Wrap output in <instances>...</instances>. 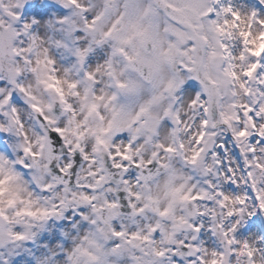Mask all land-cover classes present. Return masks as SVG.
<instances>
[{"label": "clouds", "instance_id": "1", "mask_svg": "<svg viewBox=\"0 0 264 264\" xmlns=\"http://www.w3.org/2000/svg\"><path fill=\"white\" fill-rule=\"evenodd\" d=\"M144 3L140 34L125 0H0V264L68 213L33 264H264V13Z\"/></svg>", "mask_w": 264, "mask_h": 264}, {"label": "snow or ice", "instance_id": "2", "mask_svg": "<svg viewBox=\"0 0 264 264\" xmlns=\"http://www.w3.org/2000/svg\"><path fill=\"white\" fill-rule=\"evenodd\" d=\"M165 7H172L170 4L165 3ZM153 7L151 5L146 6L144 3V0H125V4H124V12L125 15H127L130 19L133 20L132 23V27L134 30H137L140 34H146V30L142 28L141 26V21L143 18L148 17L149 15H151L153 13ZM9 15H12L11 13H9ZM14 19H19V17L14 16ZM117 23H119V21H117ZM165 31L171 32L172 35H174L178 40H183V36L180 32L176 31L174 28H167ZM169 47H175L174 44H172L171 42H169ZM257 53H253V55H256ZM258 67V65L256 64H252L250 65L249 70L245 73L246 76H251L253 71ZM9 99H11V97L9 96ZM7 102V101H5ZM252 111L251 108L248 109L247 112H245V116H248L249 113ZM261 112H264V108L260 109ZM227 122V121H226ZM248 124L252 125L253 127H255L254 122L249 119L247 121ZM233 135L234 137L239 141L241 138L247 137L248 136V131L245 128L244 130L241 131H236L235 129H233ZM259 135L261 138H264V126H261V129L259 131ZM87 199V198H85ZM264 207V206H262ZM196 231H199V229H196ZM117 236L122 235L121 233H116ZM17 239H24L23 236H18L16 237ZM134 239H137L138 237H133ZM144 239H147V237H145ZM245 247H247V245H245ZM157 255H163V253H157ZM249 255H251V253H249Z\"/></svg>", "mask_w": 264, "mask_h": 264}]
</instances>
